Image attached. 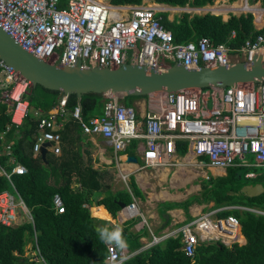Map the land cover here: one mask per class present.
I'll return each instance as SVG.
<instances>
[{"label":"built area","instance_id":"obj_1","mask_svg":"<svg viewBox=\"0 0 264 264\" xmlns=\"http://www.w3.org/2000/svg\"><path fill=\"white\" fill-rule=\"evenodd\" d=\"M246 1V0H245ZM247 5V1L245 2ZM162 8L142 0L141 3L114 4L109 0H0V27L23 49L37 58L62 65L116 67L125 63L146 69L163 70L174 63L188 68L226 65L230 62L251 63L264 61V35L258 34L236 49L224 42L213 43L206 36L186 42H174L172 32L161 23ZM234 35V32L231 33ZM30 82L13 67L0 59V101L12 107V122L19 125L28 111V102L22 98ZM155 112H147L140 120L133 106L122 101L123 94L105 92L102 114L84 121L81 106L71 111L66 107L67 96L61 94L49 110L34 109L37 135L33 156L40 155L46 146L54 155L61 153L62 119L70 115L84 134L99 135L111 144L115 153L123 151L132 139L141 142L138 157L143 167L175 164L177 141L186 143V152L206 167H262L264 170V81L234 83L224 88H211L190 95L186 89L163 92ZM210 103V104H209ZM185 152V153H186ZM10 144L3 146L2 154H10ZM251 155L253 162L247 161ZM10 161L14 158L10 156ZM26 168L16 163L10 171L0 163V175L9 181L13 191L0 192V224L16 226L32 221L30 210L16 192L11 181L13 174H23ZM245 178L255 172H245ZM57 213L64 211L61 196H52ZM128 214L140 216L148 222L131 202L123 208ZM222 209H244L264 215V210L231 205L199 213L177 229L160 235L151 233L148 248L168 237H181L184 253L193 258L197 246L219 242L231 248L244 243L238 218L216 213ZM139 217V218H140ZM107 255L101 264L118 262L138 253H123L114 246H105ZM38 264H45L38 249L29 251ZM28 252V253H29ZM27 253V254H28ZM127 259V260H128ZM125 262V261H124Z\"/></svg>","mask_w":264,"mask_h":264},{"label":"trees","instance_id":"obj_2","mask_svg":"<svg viewBox=\"0 0 264 264\" xmlns=\"http://www.w3.org/2000/svg\"><path fill=\"white\" fill-rule=\"evenodd\" d=\"M114 4L141 3L142 0H109ZM152 2L170 6L203 7L212 4L214 0H151ZM222 0H219L221 2ZM233 2L235 0H229ZM253 4L259 0H247ZM263 1L264 0H260ZM60 6L65 0H59ZM217 5V4H216ZM238 9V8H237ZM241 10V9H238ZM220 12V9H215ZM222 12H225L222 9ZM161 23L172 32L174 42H186L206 36L213 43L224 42L232 49L240 48L246 40L258 34L264 35V25L257 29L253 23L251 12L240 15L229 14L223 19L220 14L206 12L204 14L181 12L168 19L167 12H160ZM225 16V15H224ZM257 20L258 14L255 12ZM263 21H260V25ZM234 32L232 36L231 33ZM210 87L201 88L209 90ZM60 92L46 89L40 85H30L22 95L28 102V111L19 125L12 122V107L0 101V151L10 144L11 153L0 155V163L5 170L10 171L16 163L26 168L23 174H13L11 181L16 192L21 196L30 210L32 221L26 220L16 226L0 224V264H38L29 250L38 249L45 264H101L107 255L104 244L97 239L95 228L102 225L109 228L106 220H100L91 215L88 204L104 205L115 217L120 209L118 202L125 205L132 202V194H142L134 183H131L132 194L126 189L112 192L100 180V173L92 167L91 161H84L81 150V127L69 115L62 119L61 153L56 156L47 153L45 159L41 155L33 156L32 147L37 135V118L32 114L34 109L43 111L54 106L60 97ZM146 97L147 95H126L123 97ZM126 105L130 101L122 100ZM104 103L100 93H85L78 100L75 94L67 96L66 107L72 110L77 104L81 106L82 118L88 121L94 117L96 110ZM131 106V105H130ZM137 139L130 142L131 152L135 150ZM186 143L177 141V152H186ZM12 156L14 161H10ZM239 167H229L224 176H208L200 182L201 191L182 202L167 203L164 208L182 207L187 210L191 203L213 202V208L240 205L264 210V191L254 197L238 193L247 183H262L264 175L253 181H243ZM245 178V177H244ZM105 190L99 198H93L95 192ZM13 191L9 181L0 175V192ZM58 193L64 204V211L57 213L52 206V196ZM93 199V200H92ZM218 216L235 215L241 225L244 243L234 244L231 248L219 242L200 244L193 258L188 257L183 249L181 237H168L150 246L124 262V264H264V215L244 209H222ZM132 222H126L121 227L129 249L138 248L141 243L140 231L130 230Z\"/></svg>","mask_w":264,"mask_h":264},{"label":"crops","instance_id":"obj_3","mask_svg":"<svg viewBox=\"0 0 264 264\" xmlns=\"http://www.w3.org/2000/svg\"><path fill=\"white\" fill-rule=\"evenodd\" d=\"M157 4L167 7L166 9L169 10L173 7L167 4ZM213 13L219 14L221 11H215ZM179 14H168V17L170 16V19H173L174 15ZM223 19L226 18L224 17ZM162 98V93H151L147 94L146 97L132 98L130 100V105L134 107L136 117L141 120L147 112H155L157 110L159 100ZM102 107L103 103L96 110L95 116H100L102 114ZM62 128L63 122L59 129ZM79 144L82 151L88 152V154L84 153L83 155L84 161H91L92 167L97 169L100 173L101 182L105 184L109 190L115 192L126 189L132 194L130 184L134 183L142 194V197L132 194V202L136 203L137 209L146 218L148 227L141 222L140 216L131 217L128 212L123 209L124 207L120 208L116 216L113 217L102 204H95L93 201L91 206L88 204L85 205L89 207L92 216L100 220L108 221L111 228L117 226L121 228L126 222H132L129 228L130 230H141L142 235L139 237L141 245L133 250L127 247L126 250L130 253L135 251L140 252L146 249L144 247L150 241L151 233L160 235L164 232L177 229L182 224L192 220L199 213L215 209L212 207L213 202L207 204L194 202L188 205L187 210L182 207L167 208L164 210L167 203L182 202L192 195L199 194L201 191L200 182L202 179H207L209 175L216 177L226 174L227 169L206 167L200 164L205 160L204 158L195 160L190 153L187 154L186 152L180 155L176 152L173 157V160L176 161L175 164L157 166L154 168L143 167L138 157L141 145L139 140L133 152H131L129 148V143L123 151L115 153L111 144L99 135L84 134ZM128 155H136L138 157V162L127 161ZM147 168H151L152 170L146 171ZM104 193L105 190L102 188V190L95 194H98L97 197L100 198ZM30 246V243H28L26 246V253L31 251L29 250Z\"/></svg>","mask_w":264,"mask_h":264},{"label":"water","instance_id":"obj_4","mask_svg":"<svg viewBox=\"0 0 264 264\" xmlns=\"http://www.w3.org/2000/svg\"><path fill=\"white\" fill-rule=\"evenodd\" d=\"M0 59L19 72L32 86L40 85L66 96L75 94L78 100L85 93L119 92L123 95H147L190 88L222 89L234 83L249 84L264 81L262 58H257L249 64L238 61L197 68L174 63L163 70L146 69L130 63L116 67L82 66L80 62L73 65L52 63L39 59L23 49L1 27ZM48 145L49 143L45 142L40 148L42 159H45ZM127 161L137 163L138 157L128 155ZM263 191L262 183H247L237 194L254 197ZM118 204L120 208L125 206L122 202Z\"/></svg>","mask_w":264,"mask_h":264},{"label":"rangeland","instance_id":"obj_5","mask_svg":"<svg viewBox=\"0 0 264 264\" xmlns=\"http://www.w3.org/2000/svg\"><path fill=\"white\" fill-rule=\"evenodd\" d=\"M150 3H152L151 0H148ZM245 0H235L233 2H230L229 0H222L221 2H219V0H214V2L212 4H207L203 7H188V6H184V7H179V6H173L172 8L166 9L167 7L162 6V12H167L168 14H179L181 12H189L191 14L193 13H197V14H203L205 12H215V9H220L221 13H219L223 18H228L229 14H235V15H240L241 13H247V12H251L253 14V23L255 24L256 28L261 27L264 24V2L263 1H257L256 3L250 4L247 2V5L245 3ZM217 4V5H216ZM241 10H238V9ZM222 9L225 10V12H222ZM170 11V13H169ZM255 12L258 14V18L256 20L255 18ZM226 15V16H224ZM168 19H170V16L168 17ZM171 20V19H170ZM260 21H263V24L260 25ZM204 91V90H202ZM186 92L190 95H196L199 92V89H194V88H190V89H186ZM125 98V100L128 102L131 100L130 97H123ZM122 98V100H123ZM210 104V103H209ZM101 105V104H100ZM84 134V133H82ZM249 162H253L252 156L249 155L246 159ZM141 163V161H139ZM239 172L243 175L245 172H255L256 176L255 177H248V178H244L243 176L241 177L243 181H249V182H253L259 178H261L264 175V170L262 167H256V166H248V167H239ZM148 170H152L151 168H147L146 171ZM96 193V192H95ZM98 194H94L93 197L96 198ZM100 225H102L100 222H98ZM109 224V223H108Z\"/></svg>","mask_w":264,"mask_h":264},{"label":"clouds","instance_id":"obj_6","mask_svg":"<svg viewBox=\"0 0 264 264\" xmlns=\"http://www.w3.org/2000/svg\"><path fill=\"white\" fill-rule=\"evenodd\" d=\"M152 3L158 5L156 2ZM158 6L162 7L161 5ZM95 232L97 234V239L105 246H114L115 248L119 249L121 253H123L124 250L128 247V243L124 236L123 229L118 226L112 228H109L107 226H97L95 228ZM127 259V256L122 255L120 260L116 262L115 258H113V264H124V261H126Z\"/></svg>","mask_w":264,"mask_h":264}]
</instances>
